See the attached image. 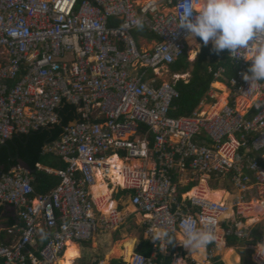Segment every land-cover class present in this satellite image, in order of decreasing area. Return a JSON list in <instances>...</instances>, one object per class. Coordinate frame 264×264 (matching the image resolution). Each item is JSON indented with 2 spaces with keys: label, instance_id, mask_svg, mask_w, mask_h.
I'll use <instances>...</instances> for the list:
<instances>
[{
  "label": "built area",
  "instance_id": "built-area-1",
  "mask_svg": "<svg viewBox=\"0 0 264 264\" xmlns=\"http://www.w3.org/2000/svg\"><path fill=\"white\" fill-rule=\"evenodd\" d=\"M161 6L136 0H0V145L60 124L64 103L78 114L44 147L67 165H38L60 178L50 194H36L34 177L21 163L0 177V207H15L18 218L5 238L0 235V264H59L69 243L90 242L117 226L116 213L103 216L102 199L93 194L99 173L113 193L127 191L154 246L150 257L136 251L128 261L122 257L125 264H161L159 256L167 253L172 264H180V254L171 252L176 247L153 237L158 231L182 236L188 217L205 229L204 221L215 219L208 256L231 237L245 238L228 214L250 211L251 192L264 196V82L250 87L243 74L252 61L228 53L237 76L229 81L225 105L219 110L213 104L209 114L171 117L176 85L184 78L174 74L168 83L162 77L189 44L185 31L176 29L184 0H168L166 12ZM137 20L157 37L149 49L134 36ZM225 72L220 68L215 77ZM114 157L123 164L122 170L114 168L120 173L116 181L110 176ZM187 171L229 180L239 196L231 208L188 198L178 184ZM259 246L255 264H264V236Z\"/></svg>",
  "mask_w": 264,
  "mask_h": 264
},
{
  "label": "clouds",
  "instance_id": "clouds-1",
  "mask_svg": "<svg viewBox=\"0 0 264 264\" xmlns=\"http://www.w3.org/2000/svg\"><path fill=\"white\" fill-rule=\"evenodd\" d=\"M179 11L176 29L185 31V39L196 54L201 48L198 40L204 46L211 42L209 47L217 55L226 51L234 59L242 57L252 61L243 74L250 87L264 82V0H184V7ZM136 24L142 27L140 20ZM242 49L250 50L251 56L238 55ZM185 53L188 54V48ZM204 223L209 225L208 229L197 226V221L188 217L182 221V239L167 231H158L153 240L162 239L166 244L178 242L190 253L202 252L216 240L211 230L215 219L208 217Z\"/></svg>",
  "mask_w": 264,
  "mask_h": 264
},
{
  "label": "trees",
  "instance_id": "trees-1",
  "mask_svg": "<svg viewBox=\"0 0 264 264\" xmlns=\"http://www.w3.org/2000/svg\"><path fill=\"white\" fill-rule=\"evenodd\" d=\"M137 40L141 37L148 39H157V37L149 32L144 26L140 27L134 32ZM219 66L226 69V74L221 78L223 82L228 81L237 75L234 69L232 59L223 52L219 55L212 51V47L204 46L202 53L199 55L189 83L181 80L177 83L176 89L179 92V98L173 102V109L170 112L171 117L190 116L196 107L199 105L203 97L209 91L211 84L215 81L213 72L210 69L216 70ZM191 67L188 54L182 55L172 66L173 73L186 72ZM217 87L223 89L227 94V90L223 85L217 84ZM61 123L51 126L49 130L41 129L39 131L30 132L29 134L14 135V137L7 141V146L0 150V169L3 172H8L14 166L23 163L29 170L34 171L33 186L37 195L50 194L60 183V178L54 174H49L46 171L40 170L38 165L48 167L54 170H63L66 164L62 159L54 154H45L44 147L47 144L57 141L63 134L64 128L71 122L78 118L77 109L64 103L59 110ZM208 189L204 187V189ZM185 190H190L186 188ZM127 191H118L117 198L125 197ZM3 208H0V216ZM16 220H12L10 225L16 224ZM145 232V228L143 230ZM229 245L243 244L239 238L231 237L228 241ZM175 243H172L174 246ZM139 253L150 257L154 251V246L149 240L142 239L141 244L137 250ZM178 251V250H177ZM175 250V252H177ZM179 251H183L182 248ZM174 253V251H173ZM204 253V252H203ZM199 253V258L203 255ZM244 262L246 264H253L250 262V256L246 251L242 252ZM164 260L161 264H171L172 256H159V261ZM112 264H125L122 260H114ZM213 264H224L218 258L213 260Z\"/></svg>",
  "mask_w": 264,
  "mask_h": 264
},
{
  "label": "rangeland",
  "instance_id": "rangeland-1",
  "mask_svg": "<svg viewBox=\"0 0 264 264\" xmlns=\"http://www.w3.org/2000/svg\"><path fill=\"white\" fill-rule=\"evenodd\" d=\"M210 43L211 42H209V44ZM202 48H203V43H201V48L198 54H196V52L193 51L192 47L188 48L189 58L190 59L197 58L198 55L201 53L200 51L202 50ZM199 179H202V178L200 177ZM209 185L212 189L216 187L214 189H217V190L212 191L208 189V192L212 196L211 199L216 200V196H218L219 199L216 200L218 202L223 201L222 199L225 200L229 198V195L226 192L224 193L222 189L228 191L229 193H232L231 189L229 188L230 183L227 180H224L222 178H218L216 180L215 179L209 180ZM204 187H207V184L205 181H202L201 185L198 188L202 189ZM249 196H250V200L248 201L249 204L252 203V201L255 202L258 200L259 201L262 200L261 196L251 197V194ZM112 200L118 202V211L119 213L122 214L121 218L119 219L118 225L115 226L114 228H111L108 231H102L100 234H98V236H96L92 241L88 243L87 242L86 243L77 242V244L81 247V251L80 249L78 251L80 255V259L78 258L77 264H96L102 259H105L107 263L112 264L114 260H120V258L123 256L125 260L128 261L133 251H137V249L139 248L142 239L146 240V234L145 232H143L145 219L139 212H137L133 208V206L130 203L129 198L125 196V197L118 199L117 191H115L112 195ZM233 204L234 202L231 205H229L230 208ZM243 209H242L243 211L242 214H238L237 210L234 209L235 214H236V216L234 217L235 219L233 218V215L229 217L231 218L232 223L235 220V224L237 225L236 227H238L237 229H242L244 231L246 240L249 241V243L253 241L256 242L255 240L261 234L264 233V215L256 214L254 216H251L247 214V212H249L248 209L247 210L246 208H243ZM252 220L254 221L251 222ZM257 244L258 242L255 243L256 246ZM234 249L233 248L225 249L226 251L223 252L224 258L228 260L227 261L228 264H238L239 259L241 258L242 251H246L247 254L251 256H252V253L255 251L253 245L246 246V244L243 246L239 245L235 247ZM119 250L122 251V254L120 255H118V252H117ZM184 250L185 252L188 251L186 248H184ZM203 252H205V250L199 253L201 254ZM192 256L194 258L199 257L197 256V252H193ZM185 260L188 261V258H185ZM199 260L201 263H204V260H201V259ZM252 262L254 264V258Z\"/></svg>",
  "mask_w": 264,
  "mask_h": 264
},
{
  "label": "crops",
  "instance_id": "crops-1",
  "mask_svg": "<svg viewBox=\"0 0 264 264\" xmlns=\"http://www.w3.org/2000/svg\"><path fill=\"white\" fill-rule=\"evenodd\" d=\"M137 1V3H139V4H145V3H147V2H149V1H157V2H160L161 4H162V6H161V8H162V11H164V12H166V11H168V9H169V6H168V0H136ZM141 39V40H140ZM139 39V43H140V45H141V47L143 48V49H149V48H151L152 47V45H153V39H148V38H145V37H141ZM198 42L199 43H202V42H200L199 40H198ZM209 46H212L211 45V43L210 44H208V46H206V47H209ZM188 48H191L190 46L188 47ZM203 48H204V45H203ZM203 48H202V50H203ZM202 50L200 51L201 53H202ZM200 53V54H201ZM199 54V55H200ZM192 55V54H191ZM199 55H198V57H199ZM197 56V55H196ZM188 57H189V54H188ZM198 57L197 58H192V59H190L189 58V61H190V63H191V67L186 71V72H180V73H173L172 72V70H171V66H170V68H169V73L168 74H166L165 76H163L162 77V79L165 81V82H168V83H171L172 81H173V75L174 74H177V75H181L183 78H184V80L183 81H186L185 83H189L190 82V80H191V77H192V72H193V70H194V64L196 63V61H197V59H198ZM220 68H224V67H222V66H219L216 70H214V69H210V72H213V74H214V79H215V81L211 84V87H210V89H209V91L206 93V95L203 97V99L201 100V102L199 103V105L196 107V109L194 110V112H202V113H204V114H209L210 112H212V110H215V109H213L212 108V106H213V104H215V103H217V109H219L220 110V108H222L224 105H225V103L228 101V98H229V96H230V84H229V81H228V83H226V82H223V80H221V78L226 74V72L223 74V76L222 77H220V78H216L215 77V74L220 70ZM237 76V75H236ZM235 76V77H236ZM171 78V79H170ZM217 84H220V85H223L224 87H225V89L227 90V94H225L226 92L223 90V89H221V88H219V87H217L216 85ZM211 94H213L214 96H215V98L213 99V98H211L210 97V95ZM223 95V96H222ZM222 96V97H221ZM217 111V110H216ZM193 112V113H194ZM192 113V114H193ZM191 114V115H192ZM175 118V117H174ZM178 118V117H177ZM42 166V165H41ZM202 178V179H199V178ZM103 178V177H102ZM211 179H218V178H215V177H212V178H208V176H206V175H203V174H200V173H195V172H193V171H187V172H185L184 174H182V175H180V179H179V190L181 191V193H184L185 195H186V197H191V196H189L190 195V193L194 190V189H196V188H198L200 185H201V183H202V181H205L206 182V184H207V187H208V189L209 190H212V191H215V190H217V189H214V188H216V187H214L213 189L210 187V185H209V180H211ZM223 179V178H222ZM197 180V181H196ZM229 183H230V181L229 180H227ZM223 184V183H222ZM105 187L107 188V186L105 185ZM190 187V190H185L186 188H189ZM233 186L231 185V183H230V185H229V188L231 189V191H232V193H229L228 191H226V190H224V189H222L223 191H224V193L226 192L228 195H229V198L228 199H222L223 201H221V203H225V204H227L228 206L229 205H231L233 202H234V199H235V197H238L239 196V193L234 189V188H232ZM208 189H204V188H202V190H204V191H206V192H208ZM209 193V192H208ZM113 195V194H112ZM253 196H261V198H262V200L261 201H264V196L263 195H260L259 193H257L256 191H254V192H251V197H253ZM122 198V197H121ZM129 198V197H128ZM211 198V197H210ZM111 200H112V196H111ZM250 200V196L248 197V201ZM259 201V200H258ZM115 202H117V201H115ZM213 202H215V201H213ZM253 203L254 202H252V203H250L249 205H253ZM117 204H118V202H117ZM13 207V206H12ZM1 208V207H0ZM3 208V211H2V214H1V216H0V235H1V237H6L7 236V231H6V229H8V228H11L12 226L10 225V222H11V219L13 220H16V221H18V218H17V210H16V208L15 207H13V208H11V207H9V206H3L2 207ZM100 210V209H99ZM252 211L254 210V208H253V206H252V209H251ZM258 210H262V207H260V208H258ZM249 211V210H248ZM101 212V211H100ZM102 213V212H101ZM114 213H116V214H118L119 213V211H118V206H117V209H116V212H114ZM102 215L103 216H105L103 213H102ZM233 215V218L236 216V214H232ZM106 218H110V217H107V216H105ZM144 218V217H143ZM118 219V221H119V218H117ZM235 219V218H234ZM17 224V223H16ZM234 226L236 225L235 224V220H234V222L232 223ZM15 225V224H14ZM13 225V226H14ZM144 226H145V224H144ZM237 226V225H236ZM235 226V227H236ZM145 228V227H144ZM264 235V233L263 234H261L255 241L256 242H258V244H257V246L255 245V243L256 242H250L249 243V241H247L246 240V236H245V238H243V239H240V241L243 243V244H237V245H229L228 244V241L229 240H227V241H225V242H222V243H220V244H217V245H211L210 247L212 248L213 246H214V248H213V255L212 256H208V250L207 249H205V256H203L202 255V257H201V260H204V263H201V264H212L213 263V260L215 259V258H218L220 261H222L224 264H228V260L226 259V258H224V251H225V249H229V248H235V247H237V246H239V245H241V246H243V245H245L246 244V246H248V245H253L254 246V249H255V251L252 253V256L251 255H249L250 256V262L251 263H253L252 261H253V258H254V264H255V258H256V256H257V254H258V252H259V250H260V246H259V240H260V238L262 237ZM182 238V236L181 235H178L177 236V239H179V238ZM147 240V239H146ZM88 243V242H87ZM175 243V245L174 246H172V248H175V249H172V253H173V251L175 252V250L180 254V259H179V263L181 264V262L180 261H183V262H185V264H200L193 256H192V253H190L189 251H186L185 252V250H184V247L180 244V243H178V242H174ZM223 246V247H222ZM79 247V249H81V247L80 246H78ZM180 248H182V250L183 251H179V249ZM126 250V249H125ZM124 250V251H125ZM138 250V249H137ZM235 250V249H234ZM79 251V250H78ZM81 251V250H80ZM237 252V251H236ZM242 252H244V251H242ZM242 252H241V258L239 259V262H238V264H246L245 262H244V259H243V256H242ZM81 254V253H80ZM171 254V253H170ZM162 254L161 256H163V257H170V256H172V260H173V255L171 254ZM198 254H199V252H197V256H198ZM220 254V255H219ZM237 254V253H236ZM186 255H188V256H186ZM238 255V254H237ZM196 256V257H197ZM239 256V255H238ZM122 258V257H121ZM120 258V259H121ZM123 258H124V256H123ZM185 258H188V261H186L185 260ZM78 260V259H77ZM77 260L75 261V264H77ZM103 260H105V259H103ZM105 262H106V260H105ZM171 264H172V262H171Z\"/></svg>",
  "mask_w": 264,
  "mask_h": 264
},
{
  "label": "bare ground",
  "instance_id": "bare-ground-1",
  "mask_svg": "<svg viewBox=\"0 0 264 264\" xmlns=\"http://www.w3.org/2000/svg\"><path fill=\"white\" fill-rule=\"evenodd\" d=\"M109 164L111 165V169H110V172L111 173H110V176L115 181L116 180H119L120 179V173L115 172L114 171V168L117 167L120 170H122V168H123L122 162L118 158L114 157V158H112L109 161ZM102 177H103V175L101 173H99L98 174V177H97V180H96V185L93 188V194H94L96 200L98 198H101L102 199V203L99 204L100 211L105 216L110 217L112 213L116 212V209H117L118 204L114 200H111V196L113 194V190H110V189H108V188L105 187V185L102 182ZM189 196H191V197H200V198H204V199H206L208 201H215V202H218L216 200L219 199L218 196H216V200L215 199H211L212 198L211 194L208 193V192H206V191H204V190H202V189H200V188L194 189L190 193ZM252 206H253L254 210L253 211L251 210V211L247 212L248 215H251V216H254L256 214L257 215H264V201H255ZM260 207H262V210H258V208H260ZM116 216H117V218L120 219L121 216H122V214L121 213H118V214H116ZM228 216H232L231 209H230V212H229ZM253 221L254 220H252L251 222H253ZM179 239H182V238L180 237ZM78 246L79 245H77L75 243H69L68 244L67 251L65 252L64 256L62 257V259L60 260L59 264H75V261L78 258L80 259V255L78 253V250H79V247ZM117 252H118V255L122 254V251L121 250H119ZM203 256H205V252L203 253ZM201 257L200 258L198 257V258H195V259L200 263V260L199 259H201ZM180 262H181V264H185V262H183V261H180ZM106 264H108L107 261H106Z\"/></svg>",
  "mask_w": 264,
  "mask_h": 264
},
{
  "label": "water",
  "instance_id": "water-1",
  "mask_svg": "<svg viewBox=\"0 0 264 264\" xmlns=\"http://www.w3.org/2000/svg\"><path fill=\"white\" fill-rule=\"evenodd\" d=\"M50 128H46V130H49ZM5 146H7V143L6 144H3V145H0V150L3 148V147H5ZM21 164H23V163H21ZM24 165V164H23ZM26 168H27V166H25ZM30 173L32 174V176L34 177V171H32V170H30ZM2 174H3V168L2 169H0V177L2 176ZM9 207H11V208H13L12 206H9Z\"/></svg>",
  "mask_w": 264,
  "mask_h": 264
}]
</instances>
